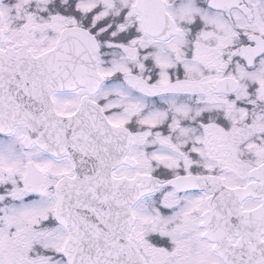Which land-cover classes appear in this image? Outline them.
<instances>
[{"label": "snow or ice", "instance_id": "obj_1", "mask_svg": "<svg viewBox=\"0 0 264 264\" xmlns=\"http://www.w3.org/2000/svg\"><path fill=\"white\" fill-rule=\"evenodd\" d=\"M0 264H264V0H0Z\"/></svg>", "mask_w": 264, "mask_h": 264}]
</instances>
